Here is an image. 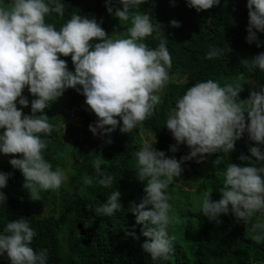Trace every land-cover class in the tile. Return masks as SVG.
Listing matches in <instances>:
<instances>
[{"label":"trees","instance_id":"trees-1","mask_svg":"<svg viewBox=\"0 0 264 264\" xmlns=\"http://www.w3.org/2000/svg\"><path fill=\"white\" fill-rule=\"evenodd\" d=\"M15 1L0 0V97L24 117L0 111V264H264V0ZM225 172L245 197L221 218ZM159 233L163 252L146 244Z\"/></svg>","mask_w":264,"mask_h":264},{"label":"clouds","instance_id":"clouds-1","mask_svg":"<svg viewBox=\"0 0 264 264\" xmlns=\"http://www.w3.org/2000/svg\"><path fill=\"white\" fill-rule=\"evenodd\" d=\"M38 11H39V7H38ZM261 74L264 76V72H262ZM263 85H264V83H263ZM62 100L64 101V97H62ZM29 102H27L25 105L29 106ZM59 107H62L64 110L66 109L64 106H59ZM18 109L22 110V109H24V106L21 108H17V105L15 104V110L17 111ZM0 111L6 115L5 106L2 104L1 97H0ZM23 117L24 116L22 113L13 112V114L10 118L21 119ZM66 124L68 125V122H66ZM255 125L258 128H260V130H258V131L264 130V119H262V118L257 119L255 121ZM63 130L65 131V134H66L67 129L63 128ZM60 140L71 143L70 140H64L63 137ZM47 143H48V141H46L43 144V146L41 147L42 152L40 153V155H41V158H42L43 154L45 155L44 159L42 161L47 165V168L49 171V170H53L55 168L47 159V155H46L47 150L45 151ZM242 179H243L242 174H238V173H234V172H225L224 173V183L222 185H220V187L217 191V194L214 197V200L212 201L214 206L216 207L217 212L221 216V218L223 217V213H225L226 209L242 204V199L245 197V195L243 194L244 188H243ZM51 183H52V178H51L50 174H47L41 180V186L48 189L50 193L52 192ZM38 193L41 195L42 193H45V192H42L39 190ZM260 194H261V190H260ZM258 200H260V197H258ZM99 215L101 217H103L101 214H99ZM239 216H240V211H237V212H234L233 214L226 216V219L233 221L234 223L237 224ZM206 217L209 221L218 220L217 213L214 210V207L212 205L208 204V206L206 207ZM78 228L80 230H82L81 225H79ZM170 242H171L170 236L167 234H164V233L154 234V235L150 236L148 238V240H146V244L149 246V248H151V250H153V251L161 250L162 252L166 250V246L169 245Z\"/></svg>","mask_w":264,"mask_h":264},{"label":"rangeland","instance_id":"rangeland-1","mask_svg":"<svg viewBox=\"0 0 264 264\" xmlns=\"http://www.w3.org/2000/svg\"><path fill=\"white\" fill-rule=\"evenodd\" d=\"M18 2H19V0H16L14 3H18ZM123 30H125V29L123 28ZM140 31H142V30H140ZM114 34H116V33H114ZM116 38L117 37H115V39ZM130 47L131 46L127 44V46H125L124 48H130ZM118 57L119 56H117V58ZM117 63H118V65H122V63H121L120 60ZM144 65H145V67H151L150 60L145 61L144 62ZM139 76H141V74ZM120 80L122 82L127 83V81H128V75L121 77ZM2 81H3V79H2ZM155 81H156L154 83L155 87L153 86V89H157V88L160 87V85L162 84L161 82L163 81V77L162 78L158 77V80H155ZM13 84H14V81H9L8 84H7L8 85L7 86L8 87V92H9L10 97L11 98L12 97H21V96H18L16 94H13L11 92V88H12ZM27 93L28 94L26 95V97H24V99L26 100V103L29 102V101H31V100H36L37 99V95L36 94L29 93V92H27ZM63 106L66 108L64 101H63ZM17 108H21V107H18L17 106ZM76 109H78V108H66L65 109L67 112H70V114L68 116V120H67L68 124H73L76 121H78V118H76L75 117V114H73V111L76 110ZM10 111H12V112H11V114H10L9 117L12 116L13 112L15 111V107H13V106L11 107L9 105H6L5 106V113H6V115ZM76 112H78V111H76ZM183 114H184L183 111L176 110L175 113H174V116H175V118H179ZM65 123H66V120L64 121L63 124H65ZM141 138H142V142L143 143L140 145V152H139V154L142 156V158H145L146 160H148V154L150 153V150H151L152 145H154V144L157 143V137L154 134H152V133H150L148 131H144L143 134L141 135ZM63 139L64 140H69L68 139V135L65 134V133H63ZM199 147H200V144L198 142H196V140H194V139L191 140L190 143H187V148L189 149V155L192 156V158L194 159L193 161H194V166H195L196 170H199V171H207L208 170V167L205 166L203 164V162L201 161V159H200V155L201 154L198 151L199 150ZM261 147H262L261 145H257V148H261ZM4 151L7 153V150H4ZM188 172L191 173L192 170L189 168V171ZM177 185H181V184L178 183ZM263 191H264V189L261 190V192H263ZM258 197H261V194L258 195ZM255 216H256L255 214H251L250 215V214H247L246 213L245 218H246L247 221L250 222V221L253 220V218Z\"/></svg>","mask_w":264,"mask_h":264}]
</instances>
